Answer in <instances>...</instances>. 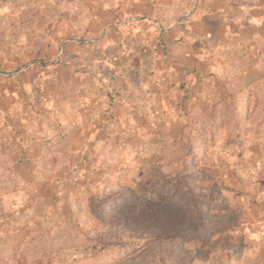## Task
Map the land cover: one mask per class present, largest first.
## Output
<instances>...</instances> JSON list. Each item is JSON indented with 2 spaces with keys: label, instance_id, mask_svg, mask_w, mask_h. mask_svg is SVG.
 <instances>
[{
  "label": "rangeland",
  "instance_id": "1",
  "mask_svg": "<svg viewBox=\"0 0 264 264\" xmlns=\"http://www.w3.org/2000/svg\"><path fill=\"white\" fill-rule=\"evenodd\" d=\"M246 1L0 0V264H264Z\"/></svg>",
  "mask_w": 264,
  "mask_h": 264
},
{
  "label": "crops",
  "instance_id": "2",
  "mask_svg": "<svg viewBox=\"0 0 264 264\" xmlns=\"http://www.w3.org/2000/svg\"><path fill=\"white\" fill-rule=\"evenodd\" d=\"M240 1V0H239ZM242 7H244V6H247V7H249L250 5L248 4V1H246V0H242ZM250 3H253L252 1L250 2ZM240 5V4H239Z\"/></svg>",
  "mask_w": 264,
  "mask_h": 264
}]
</instances>
